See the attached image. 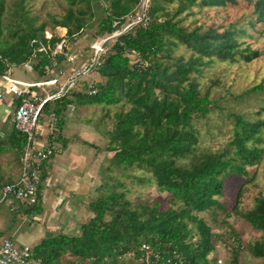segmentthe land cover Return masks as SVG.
Listing matches in <instances>:
<instances>
[{
	"label": "trees",
	"instance_id": "1",
	"mask_svg": "<svg viewBox=\"0 0 264 264\" xmlns=\"http://www.w3.org/2000/svg\"><path fill=\"white\" fill-rule=\"evenodd\" d=\"M25 1L15 0L7 6L6 0H0V75L8 66L26 61L38 42L53 46L59 40L56 33L45 37L44 24H34L36 19L28 16ZM93 1L67 0L64 14L52 18L53 28H65L67 38L72 39L94 17ZM100 1L104 17L97 23V34H118L105 42L91 71L97 79L85 90L68 89L46 102L42 110L54 115L60 126L62 111L72 103L118 106L107 133L111 162L123 171L142 170L146 174L142 177L128 176L138 181L150 177L158 191L167 193V205L157 198L131 200L122 182L116 181L88 203L91 216L79 225L77 234L45 237L31 247L32 256L39 264H143L140 246L146 244L170 257V264H217L209 256L214 255L221 237L200 213L224 210L220 197L226 178L245 174L246 167L263 161L264 118L230 113L232 137L215 150L200 147L196 123L218 103L210 97V87L203 91L197 78L215 62L249 63L262 52L245 41L252 35L244 27L231 24L219 30L200 24L187 29L181 25L183 18L195 14L194 9L225 7L238 0H146L143 18L132 24L141 0ZM242 1L252 7L253 17L247 25L264 28V0ZM178 45L185 46L188 56L173 55ZM48 61V53H38L34 70L43 76L42 66ZM263 86L261 81L244 92L254 93ZM259 109L264 110V104ZM7 144L19 153L24 135L12 128ZM4 149L0 145V152ZM240 193L232 211L237 212ZM31 208L38 209L36 205ZM240 215L261 232L248 250L264 262V198L257 197L255 206ZM225 224L228 235H233ZM238 251L232 250L229 264H238Z\"/></svg>",
	"mask_w": 264,
	"mask_h": 264
},
{
	"label": "rangeland",
	"instance_id": "2",
	"mask_svg": "<svg viewBox=\"0 0 264 264\" xmlns=\"http://www.w3.org/2000/svg\"><path fill=\"white\" fill-rule=\"evenodd\" d=\"M14 1L6 0L7 6L11 5ZM68 5L67 0H26L24 3L28 16L35 17L36 19L34 24H44L43 28L46 35H50L51 33L58 35V27L53 28L52 18L61 17ZM91 6L94 17L86 22L83 28L73 35L72 39H68V52L77 54L73 67H77L91 57V45L105 37H109L106 42L111 41L113 39L111 37L117 34V32L113 34H97V23L104 17L101 11L104 4L100 0H94ZM251 10V6L246 5L242 0H238L235 4L228 3L225 7L194 9L195 14L186 16L181 21V25L187 29L200 24L204 27L211 25L219 30L231 24L237 27H244L252 35L251 37H246L245 41L262 52V55L249 63L237 62L228 64L225 62H215L210 67H204L201 73H199L197 79L200 87L204 91L209 86L210 97L216 99L218 103V107L212 106V110L205 119H201L196 123L199 130L200 147L215 150L232 137L233 118L230 116V113H241L245 117L253 119L264 118V110L259 109L264 104V86L263 90L254 93L246 94L244 92L261 81L264 85V28L259 26V24L254 28H250L247 25L248 20L253 17ZM15 23H19L23 27L25 26L21 20H16ZM106 47L108 48L109 45ZM172 53L173 55L182 54L188 56L189 51L185 46L178 45L173 48ZM130 57L132 60L134 59L133 54H130ZM61 66L64 71L63 76L60 77L58 82H62L68 75L72 64L62 62ZM12 72L22 79H30L29 75L31 74L25 73L26 71L19 65H14ZM95 79H97V74L90 72L80 80L77 88L85 90L87 85ZM215 80L220 81V83L212 84V81ZM55 89V86H47V91L52 92ZM117 109H119L118 106L102 107L100 105H78L73 109L70 108L69 115H71L70 117L75 122V125L70 126L71 129H78L76 125L78 120L81 122L86 121L98 137L97 139L93 138L91 142L94 143L95 147L93 151L96 156V178L99 181L97 196L103 195L109 187L116 184V181H121V188H125L127 196L131 200L140 198L151 201L157 198L163 206H166L167 193L158 191L150 180V177L143 179V181H138L128 176L142 177V175H146L142 170L134 168L123 171L112 164V152L107 151V133L112 128V115ZM258 110H260L259 113H257ZM44 114L46 112H42L44 116L42 120L45 121V125H48L50 124L47 121L48 116L46 117ZM44 129L45 126L39 128L42 133H44ZM70 133L73 134V132ZM0 145L5 147V139H0ZM18 164L19 153L13 149L0 152V183L6 181L8 175H13ZM263 167L264 155L263 161L258 166L246 167L245 174L227 177L223 196L220 197L225 209L217 210L215 213H200V216H203L212 228V231L221 237L216 242L214 255L209 256L210 258L215 257L216 260L221 259V264L230 263L229 261L233 255L232 250L235 248L236 251L239 250L238 264H264L262 258H254L248 250V244L261 236V232L253 229L240 215L255 206V199L257 197L264 198ZM238 190H240L241 196L239 197L237 212H235L232 211V206L235 203ZM225 221L233 229L234 234L231 236L228 235L229 230ZM25 227L27 228V224H25ZM232 239H235V241ZM236 240H238L237 243L240 245L239 248L236 247ZM132 262L133 264L136 263V261Z\"/></svg>",
	"mask_w": 264,
	"mask_h": 264
},
{
	"label": "crops",
	"instance_id": "3",
	"mask_svg": "<svg viewBox=\"0 0 264 264\" xmlns=\"http://www.w3.org/2000/svg\"><path fill=\"white\" fill-rule=\"evenodd\" d=\"M19 66L25 70L22 65ZM12 67L14 65L10 67V76L17 80L38 82L47 78L33 69L25 70V73L31 74L30 79L25 80L16 73L13 74ZM2 84L0 76V86ZM31 90L39 97L48 92L47 87H33ZM77 106L72 103L64 108L60 126L50 122V112L42 111L46 112L44 115L48 116L47 121L50 124L45 125L41 113L38 125L41 128L45 126V129L42 133L37 125L38 143L43 145L52 142L60 149L42 170L40 196L36 205L38 209L25 204H21L14 211H9L6 206L0 208V242L4 238H9L15 244L32 247L45 237L59 233L77 234L79 225L91 216L88 203L97 197L99 182L96 178V156L93 151L95 147L91 142L93 138L98 137L86 121L78 120L76 122L78 129H71L70 126L75 125V122L69 115L70 108ZM14 107L12 95L4 92L3 98H0V139H5L6 143L3 152L11 149L7 144V138L12 131L11 113ZM49 130L52 133H49ZM18 174L19 165L13 175H8L3 183L15 180Z\"/></svg>",
	"mask_w": 264,
	"mask_h": 264
},
{
	"label": "built area",
	"instance_id": "4",
	"mask_svg": "<svg viewBox=\"0 0 264 264\" xmlns=\"http://www.w3.org/2000/svg\"><path fill=\"white\" fill-rule=\"evenodd\" d=\"M145 2L146 0H141L140 12L133 18L131 24L143 18ZM57 32H59L57 33L59 40L53 46L38 42V46L33 49L29 58L21 64L25 70H33L37 61V54L48 53L49 61L42 66L43 74L47 76L46 79L38 82L14 79L9 73L11 65L8 66L3 75H0L3 80V84L0 86V98H3L4 92L12 95L15 101V107L11 113L12 128L24 135V144L19 152V174L15 180L0 186V208L6 206L9 211L16 210L21 204L27 206L37 205L40 196L39 184L42 170L45 164L60 149L52 142L43 145L38 143L36 128L44 104L59 97L68 89L77 86L78 81L92 71L98 63L100 54L104 51L105 42L109 38L105 37L91 45V57L77 67H73L77 54L68 52L69 40L66 36V29L58 27ZM44 35L47 38L50 37L45 33ZM32 42L35 41L31 40ZM58 57L61 58L60 61ZM62 62L72 64V67L63 81L58 82L60 77L63 76ZM93 82L91 81L88 87ZM47 86H55L56 89L52 92H44L42 97L37 96L31 90L33 87L42 88ZM50 122L56 124L57 119L54 115L50 116ZM49 133H52V131L49 130ZM140 250H142L140 261L143 264H170L171 262L170 257L153 251L146 244H142ZM216 262L221 264L222 260L217 259ZM0 264H39V261L33 258L30 246L18 245L9 238H4L0 242Z\"/></svg>",
	"mask_w": 264,
	"mask_h": 264
}]
</instances>
